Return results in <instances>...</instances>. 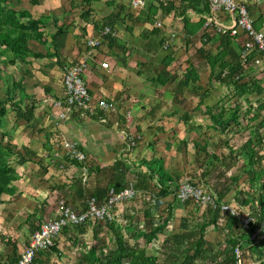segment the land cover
I'll use <instances>...</instances> for the list:
<instances>
[{
    "label": "crops",
    "instance_id": "obj_1",
    "mask_svg": "<svg viewBox=\"0 0 264 264\" xmlns=\"http://www.w3.org/2000/svg\"><path fill=\"white\" fill-rule=\"evenodd\" d=\"M25 1L31 5L24 2L19 7L38 19L35 31L27 36L32 54L8 65L7 72H13L20 86L16 91L30 96L27 101L33 109L30 118H17L11 110L14 116L7 113L2 119L5 141L24 158L11 163L18 178L10 184L13 192L4 194L0 203V263L19 256L31 233L57 214L58 198L77 211L85 208L90 195L102 202L108 185L127 187L132 185L131 176L144 179L136 174L147 171L141 163L151 158H159L174 179L175 163L189 166L192 181L216 197L223 194L220 201L239 204L240 200L239 205L257 219L264 199V64L254 63L253 54L245 64L240 62V49L247 40L243 31L230 35L217 31L214 24L204 27L209 8L204 12L201 5H180V0H167L172 4L168 11L163 9L167 3L152 0L141 9L133 8L130 0H94L90 5L80 0L81 5ZM100 1L105 5H95ZM239 1L247 3L254 27L264 33V0ZM217 15L224 27L233 25L231 12ZM104 25L113 28L115 36L88 46L87 40L98 37ZM172 32L174 38L164 49ZM83 58L87 63L81 76L93 113L60 119L45 98L61 95L62 66ZM102 61L108 68L101 67ZM236 64L237 88L223 78ZM189 66L197 78L185 83ZM100 98L111 101L114 110H99ZM214 106H218L212 109L215 115L223 109L218 123L229 121V125L213 123L207 107ZM223 133L224 142L217 141ZM62 139L77 142L86 156L84 164L54 156L55 142ZM129 139L133 146L126 151ZM104 169L113 175L103 178L95 172ZM220 215L223 224L227 213ZM92 227L64 228L55 249L40 252L33 264H59L58 258L65 260L71 253L76 257L77 252L78 264L82 251L95 242L89 245L79 238L86 239L90 231L93 235ZM9 247L11 256L3 255Z\"/></svg>",
    "mask_w": 264,
    "mask_h": 264
},
{
    "label": "trees",
    "instance_id": "obj_2",
    "mask_svg": "<svg viewBox=\"0 0 264 264\" xmlns=\"http://www.w3.org/2000/svg\"><path fill=\"white\" fill-rule=\"evenodd\" d=\"M17 1L21 2V0ZM35 1L36 0H31L30 3H34ZM92 1L94 0H80L83 5H90ZM171 1L173 2V0ZM171 1L166 4L169 5L168 7L163 8L164 11L169 10L172 5ZM180 1V5H189L193 8L201 5V11L203 10L204 12L208 11L209 8L208 0ZM157 3H159V5H163L162 2ZM37 24L38 19L34 18L27 9L10 5L9 0H0V82L3 85H0V90L3 89V96H0V203L3 202L2 196L4 194L13 192L10 184L18 178L15 168L11 165V163L17 157H21L22 160L24 158L22 153L15 150V146L12 145L10 141H5L7 132L2 128L3 116L7 114V106L15 112L17 118H30L33 109V104L27 101V99H30V96L26 94L23 95L20 91H16V89L20 86L14 80L13 76L7 72V66L15 65L24 61L27 56L32 54V51L27 44V36L35 31ZM33 55L38 56L37 54ZM212 60L213 61H211V63L213 62L214 64L216 58H213ZM167 61H169V59ZM221 67L224 68L225 65L222 64ZM238 67L239 64H236L232 68H229L223 77L225 80L232 82L236 88L239 87V77L238 79H235L236 76H239ZM194 74L193 68L189 66L184 74V82L187 83V81L191 78L196 79L197 76ZM23 101L24 104L22 105ZM217 108L218 106L210 108L207 107V112L210 114L213 123L222 126L229 125V121L218 123V117H222L223 109L215 115V113L212 112V109ZM232 117L234 118L233 114ZM71 162L81 164L85 163V161L80 162L77 160H71ZM141 165L145 166L147 169L145 173L139 172L136 174L137 177H144V179L141 178L143 182L141 183V188L148 189V183L151 181L153 186L157 189V195L161 196L159 199L154 201L157 202V204L163 203L164 201H161V199L171 193H174L176 190L178 185L177 179H174L173 176L163 167L159 158L143 160ZM108 186L106 191L109 188ZM110 186H112L116 191L121 190L124 187V185L113 184ZM222 195L217 196V199H221ZM60 199L61 198H58L57 200V206ZM152 199L150 201H152ZM244 202L247 201L245 200ZM65 203L68 204L66 201ZM241 203L242 202L239 200V204ZM151 204L152 203L144 208V217L148 220L147 225H149V227L146 225L143 228L135 227L132 229L130 225L121 226L115 222V219L106 220L104 223L107 228L111 230L115 248L110 253L105 254L102 250L97 249L96 243L92 244L85 251H82L81 259L78 260V264H99L103 261L105 264H239L237 254L235 252L236 248L240 251L242 250L241 256L243 262L244 258H246L251 251H258L261 249L264 250V237L260 241L255 242V240L250 238L252 229H241L239 226V218L229 214H227L226 220L223 221L221 226V229L224 231L223 240L218 242L216 245L205 241L203 238L205 228L212 224L216 226L219 221L222 222L219 210L207 208L206 214L209 215V219L207 221H201V223L195 222L190 225L187 231H183L181 233L164 235L160 244L161 246L158 249L159 254H148L145 249V244L156 240L159 234H164L163 231L173 215V208L171 204L165 203L167 205L166 215H164V217H154L150 212L151 208H153V204ZM257 213V220L259 221V219H261L264 215V199L260 201ZM188 225L189 224L186 223V220L181 223L182 227H186ZM123 227L126 230H132L129 235L130 238L134 240L143 238L144 245H140L137 242L130 244L121 231ZM54 244L49 249H55ZM246 246L247 248L244 249ZM13 249H15V246ZM39 254L40 252L37 255ZM262 254H264V252L257 255V257L253 260H260ZM17 258L18 256L14 255L11 260L0 264L14 262ZM34 259L33 263L36 262ZM197 260L200 261V263H197ZM256 264H264V261L260 260Z\"/></svg>",
    "mask_w": 264,
    "mask_h": 264
},
{
    "label": "built area",
    "instance_id": "obj_3",
    "mask_svg": "<svg viewBox=\"0 0 264 264\" xmlns=\"http://www.w3.org/2000/svg\"><path fill=\"white\" fill-rule=\"evenodd\" d=\"M148 1L151 0H130V5L133 8L141 9ZM152 1L167 3V0ZM208 3L210 13L203 17V26L210 27L214 24L217 31H227L230 35L243 31L247 36V40L244 41L240 49V62L245 64L249 60L250 55L253 54L251 60L254 63L264 64V33L254 27V19L248 11L247 3L239 0H208ZM218 11L231 12L234 17L233 25L224 27L219 22ZM155 25L160 27L161 21L157 20ZM104 36H115V30L109 25H104L100 29L98 37L88 39L86 44L90 47L100 45L101 37ZM173 38L174 33L172 32L164 41L162 47L167 49ZM86 63V58L65 63L62 66L61 95L56 98H45L46 101L50 102L58 110L57 116L60 119H64L72 113L82 116L93 113L91 97L86 83L81 76ZM101 67L108 68V62L102 61ZM97 108L102 111H108L114 110L115 107L111 101L100 98L97 101ZM132 146L133 140L129 139L126 144V151H130ZM54 156L69 161L77 160L84 162L86 160V156L79 149L77 142L68 139L56 140ZM174 194L181 202L192 201L204 208L219 210L229 215L237 216L241 229H252L251 239L258 242L263 238L264 215L258 221L252 212L244 209L241 205L218 200L212 192L207 191L202 185L191 179L180 180ZM135 195L136 189L133 185H128L118 191L110 187L102 202H98L95 196L90 195L86 198L85 208L80 211L73 209L63 199H60L57 214L45 220L39 228L31 233L27 245L20 252L16 261L8 264H33V259L36 255L49 249L64 228L70 225H90L95 222L104 223L106 220H113L115 215L114 209L117 205L135 197ZM235 252L238 257L239 249L236 248Z\"/></svg>",
    "mask_w": 264,
    "mask_h": 264
},
{
    "label": "rangeland",
    "instance_id": "obj_4",
    "mask_svg": "<svg viewBox=\"0 0 264 264\" xmlns=\"http://www.w3.org/2000/svg\"><path fill=\"white\" fill-rule=\"evenodd\" d=\"M10 5H13L15 7H19L20 5H31L27 3L25 0H21V2L17 0H9ZM57 3L59 1L60 5H81L79 0H55ZM103 1V0H102ZM102 1L99 3H96L95 5H105ZM108 0H106L107 2ZM38 5H55L54 0H38ZM51 3V4H48ZM10 75H13V72L10 73ZM23 75L27 76L26 73ZM28 77V76H27ZM0 85L2 83L0 82ZM2 90H0V96H3ZM19 92V91H17ZM7 113L9 115H13L14 113L11 112V109L9 106H7ZM14 116V115H13ZM223 137L222 136H217V141H223L227 137L226 133ZM218 159V158H217ZM175 172L174 175L176 174L178 176L177 181L183 180V179H191V168L189 166L182 167L178 165L177 163L174 164ZM95 172H98L100 176L103 178H108L112 176L113 172H111L110 169H104L103 171L97 170ZM129 177V176H128ZM131 184L133 187L136 189V195L135 197L122 202L119 204L118 208L116 207V212L114 215L115 222L120 224L121 226L125 225H130L132 229L135 227L137 228H143L147 225V219L144 217V208L147 207L150 203L153 204V208H151L150 212L152 216L157 217H164L166 215L167 211V205L165 203H170L174 209H172V217L168 221L163 233L164 234H159L158 238L150 243L145 244V249L148 254H159V247L161 246V242L163 240L164 235H170L171 233H181L183 231H187L190 227L191 224L193 223H201V221H207L209 219V215L207 213V208H204L202 206H199L198 204L192 202V201H186V202H181L179 201L174 193L169 194L166 197H163L161 201H164L163 203H158L155 202L154 200L159 199V195H157L156 192V187L151 184V186H147L148 189H142L141 188V183L142 180L135 179L134 176H131ZM127 178V177H126ZM134 178V179H133ZM125 179V177H124ZM130 180V177L128 178ZM179 179V180H178ZM146 188V187H145ZM154 199H152V198ZM152 199V201H150ZM150 202V203H149ZM151 204V205H152ZM176 207L179 208L178 211H176ZM186 220V223L189 225L186 227H182L181 223ZM92 229H93V235L91 234V231L89 235L86 236V239L84 237H81L79 239H82L81 241H86L88 243L86 244H91L94 242V244H97V249H100L103 251V253L108 254L110 253L114 248L115 244L113 241V235L111 233V230L107 228L106 224L103 222H95L91 224ZM149 227V225H147ZM222 222L219 221L218 225L214 226L209 225L205 228L204 230V235L203 238L207 242H211L212 244L216 245L218 242H221L224 237V231L221 229ZM122 233L125 235V237L128 239V242L130 244H133L134 242L139 243L140 245H144V240L143 238H139L137 240H134L130 238V233L132 230H126L124 227L121 229ZM92 235V236H91ZM10 247L6 250L3 251V255H8L11 256L12 251H10ZM8 251V253H6ZM72 251V250H71ZM82 251V250H81ZM78 253V252H77ZM76 253V257L74 254H70L67 259H63V256L61 258H58L59 264H77V261L75 258H77L78 254ZM262 251H251L250 254L245 259V264H256V262L253 260L257 257V255L261 254ZM240 264H244L242 256H241V251L239 250V261ZM197 263H200V261L197 260ZM99 264H105L103 261L102 263Z\"/></svg>",
    "mask_w": 264,
    "mask_h": 264
},
{
    "label": "water",
    "instance_id": "obj_5",
    "mask_svg": "<svg viewBox=\"0 0 264 264\" xmlns=\"http://www.w3.org/2000/svg\"><path fill=\"white\" fill-rule=\"evenodd\" d=\"M238 258H239V255H238Z\"/></svg>",
    "mask_w": 264,
    "mask_h": 264
}]
</instances>
